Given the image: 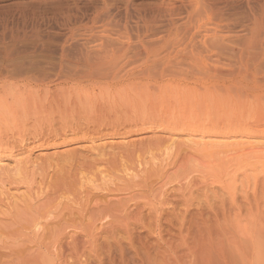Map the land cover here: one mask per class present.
I'll list each match as a JSON object with an SVG mask.
<instances>
[{"label":"rangeland","instance_id":"374dc122","mask_svg":"<svg viewBox=\"0 0 264 264\" xmlns=\"http://www.w3.org/2000/svg\"><path fill=\"white\" fill-rule=\"evenodd\" d=\"M216 99L264 116V0H0V264H264V139L182 127Z\"/></svg>","mask_w":264,"mask_h":264},{"label":"bare ground","instance_id":"6f19581e","mask_svg":"<svg viewBox=\"0 0 264 264\" xmlns=\"http://www.w3.org/2000/svg\"><path fill=\"white\" fill-rule=\"evenodd\" d=\"M254 58H256V57H254ZM166 87H167L166 90H169V92L170 91L172 92V93L170 92L171 96L169 97L168 101L171 98L173 100L175 99V101L177 102V104H179L180 107L181 106L185 107L187 104H188L187 106H189V98L191 97V94H189V93L191 91L182 90V89L173 90L170 85L169 86L166 85ZM173 93H175V94H173ZM205 94L208 95L207 92ZM159 97H162V95L160 94ZM164 97H165V94H164ZM205 99L206 100H212L213 98L211 99V96L208 95V96L205 97ZM217 102H218V100H217ZM184 107L182 109H184ZM218 108H219V110H221L223 112L226 109V112H224L225 113L224 116H226V117L224 118L223 121H221L223 119V118H221L222 116L221 115H220L221 117L219 116L220 119H221L220 120L221 122H217L218 119H217V121H215L216 120L215 118H214L215 120L212 121L210 119V116H211V115H209L210 113L209 114L206 113V114L209 115V116L206 117V119H207L206 121H205L204 117L202 118L204 120L200 119L199 116H198V118H199L198 119L196 117L197 116L196 113H195L196 116H192L194 114L191 113L192 115H190V113H189V114H187L188 115L187 118H185L186 119L185 122L184 121L181 122L182 123V127H184L185 130L190 132L191 136L193 135V136L196 137V140L194 141V144L197 147H199V149L201 151H203V153H209L210 152V154H211V152H212V153L216 154L217 151L214 152L212 150L215 149L217 146L220 147L222 145L225 148H228L229 146H234L233 148H235V150L237 149L239 151H244L245 148L246 149L249 148V152H250V149L253 146L252 143L255 142L256 138L261 137V138L264 139V122H262V121H264L263 114H261V115H259L258 113L256 114L257 111H255V114L249 115L250 112L248 111L249 112V114H248L249 116H247V117L246 116H243V117L240 116L241 118H238V120L234 119V121H231L229 119V117H228V113L230 112V114H233L232 113L233 111H236L237 113H239L240 112L238 110L239 107L236 106V108H235V107H232V105H230V104H224V103L218 102ZM185 109H187V108H185ZM258 110H260V109H258ZM262 111L264 112V110H262ZM187 113H188V111H187ZM237 113H235V114H237ZM245 114H247V113L245 112ZM239 115H241V112L239 113ZM169 116L171 117L170 114H169ZM237 117L238 116H236V118ZM258 119H260V120H258ZM261 119H263V120H261ZM252 120H253V122H251ZM246 154H249V153L247 152ZM241 156H243V155L241 154ZM259 185H260V192H264V179L262 181L260 180ZM259 197H261V196H259ZM258 205H257V207H258ZM258 208H256V209H258ZM249 211L250 210H248V212ZM257 212H258V210H257ZM257 212H255L254 214L256 215ZM259 214L261 215V212ZM252 215L253 214L251 212L250 216H252ZM258 219H259V217L253 215V217L247 218V219H245V221L247 223L253 224V226H256V225H258Z\"/></svg>","mask_w":264,"mask_h":264}]
</instances>
